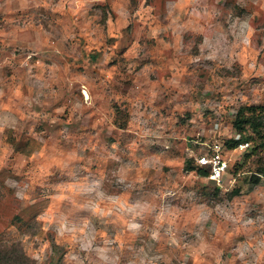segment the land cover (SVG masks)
Returning a JSON list of instances; mask_svg holds the SVG:
<instances>
[{
    "label": "rangeland",
    "instance_id": "rangeland-1",
    "mask_svg": "<svg viewBox=\"0 0 264 264\" xmlns=\"http://www.w3.org/2000/svg\"><path fill=\"white\" fill-rule=\"evenodd\" d=\"M240 111L219 185L196 158ZM0 244L264 264V0H0Z\"/></svg>",
    "mask_w": 264,
    "mask_h": 264
},
{
    "label": "built area",
    "instance_id": "built-area-1",
    "mask_svg": "<svg viewBox=\"0 0 264 264\" xmlns=\"http://www.w3.org/2000/svg\"><path fill=\"white\" fill-rule=\"evenodd\" d=\"M250 147V142L240 143L233 150L243 152ZM226 143L221 140H214L209 146V151L198 156L196 163L203 168L209 169V180L221 185L224 181V177L229 169V161L225 156Z\"/></svg>",
    "mask_w": 264,
    "mask_h": 264
},
{
    "label": "trees",
    "instance_id": "trees-1",
    "mask_svg": "<svg viewBox=\"0 0 264 264\" xmlns=\"http://www.w3.org/2000/svg\"><path fill=\"white\" fill-rule=\"evenodd\" d=\"M250 124V119L242 112L240 111L237 119L234 122V128L237 131V134L239 135V137H235L234 139H229L228 141H226V146L229 149H234L236 148L240 143L243 142H249V139H245L242 138L241 135L243 134L244 130H245V126ZM231 146H230V145ZM198 170L200 172V174H202L203 176H205L207 179L209 176V169L208 168H203L200 167L198 164ZM259 182V181H256ZM4 246L0 244V264H30V260L29 258L24 255L22 252H18L16 251L15 253H11L8 250H6L5 248H3ZM18 257H15V256Z\"/></svg>",
    "mask_w": 264,
    "mask_h": 264
}]
</instances>
